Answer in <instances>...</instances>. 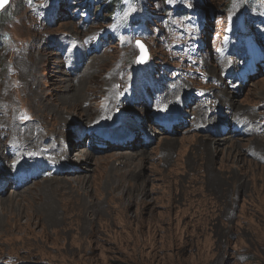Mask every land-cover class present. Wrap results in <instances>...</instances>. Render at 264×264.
<instances>
[{
	"label": "rangeland",
	"instance_id": "obj_1",
	"mask_svg": "<svg viewBox=\"0 0 264 264\" xmlns=\"http://www.w3.org/2000/svg\"><path fill=\"white\" fill-rule=\"evenodd\" d=\"M125 1V20H109L106 9L99 19L103 0H11L0 14V147L15 155L18 137L28 136L46 156L55 152L48 135L63 131L64 119L77 115L90 123L85 145L94 147L86 170L78 162L86 151L79 149L82 173L53 184L39 179L17 190L11 179L0 177L11 181L0 196V264H264V136L234 140L208 134L221 121V110L233 109L230 100L237 111L264 113V58L257 49L261 44L264 54V1L169 0V11L160 0ZM184 7L189 20L178 16ZM139 39L150 50L145 66L136 60ZM60 40L65 47L45 54L48 44ZM78 47L92 74L82 82L81 97L74 90L80 87L71 85V110L63 98L71 95L65 90L78 72L70 63L65 67L61 55ZM252 65L261 79L240 90L233 81L235 90L227 91L225 66L239 72ZM150 75L162 82V97L147 88ZM177 82L185 85L177 96L189 102L200 127L186 122L169 134L162 123L181 117L180 109L163 108L178 91L171 89ZM107 91L116 103L115 123L126 115L111 137L129 134L122 126L133 124L134 114L142 121L133 126L141 140L146 119H154L153 129L162 126L161 133L148 135L153 144L138 149L146 156L108 152L99 141V133L109 132L95 125L109 106ZM137 95L144 96L143 112L134 108ZM205 138L233 141L212 142V155ZM252 147L260 152L256 158ZM134 155L139 160L125 169L122 160ZM11 164L17 170L13 159ZM138 176L144 179H133Z\"/></svg>",
	"mask_w": 264,
	"mask_h": 264
},
{
	"label": "bare ground",
	"instance_id": "obj_2",
	"mask_svg": "<svg viewBox=\"0 0 264 264\" xmlns=\"http://www.w3.org/2000/svg\"><path fill=\"white\" fill-rule=\"evenodd\" d=\"M66 33H67V31H66ZM58 43L59 44H55V43L54 44H52V43L48 44V46H50V49H49L50 52L45 50V54H53L54 55L57 50H59L63 46L65 47V45H66V42L63 40H60V42H58ZM257 49H260V50H258L259 56L261 58H264V54H261L262 45L257 43ZM81 51L82 50L79 49V47H78V48L74 49V51H71V55H69V52L67 55H64V54L61 55L63 57L65 67L68 63H70L71 66H73V68H75L78 72L76 76L69 77V78H71L70 83H69V87L66 88V90H65V91H67V93H69V94L71 93V95L70 96L64 95L65 98H63L64 103H66V108H68L67 105H69L70 106L69 109H71V110L75 109V104H74L75 94L70 91L71 85L73 84V85H76L77 87H80L79 89H76V88L75 89L73 88V89L76 91L75 93H77L76 97L78 98L79 95L81 97L82 82H84V80L92 74L88 71V68H90V70H92V67L90 65H88V63H87L88 59L86 57H82ZM80 58H82V59H80ZM47 61H48L47 59H44L42 63L44 64ZM249 62L251 64V59L249 60ZM62 64H63V62H62ZM217 64H219V63H217ZM258 67L260 68V65ZM84 68H86V71L85 72L83 71L84 72L83 73L82 69H84ZM138 72H140V71H138ZM221 72H223V73H221V75H225L227 77V79H225L226 83L224 82L225 85H227V87H226L227 91L235 90V89H233V87H234V85L232 84L233 81H238L240 84L244 83L247 87L250 81L254 82L256 78L261 79L260 75H257L256 73H254V67H251V66H249V68L246 71L242 70L239 72L232 70L229 67L227 68L225 66V68ZM65 74H66V72H65ZM252 74H256V75L251 76ZM228 78L230 81L229 83H231V84L227 83ZM158 81H160V80H158ZM135 83L137 86L140 84L139 81H136ZM83 87H85V86H83ZM111 87H112V84H111L110 78H109V79H107V88L110 89ZM147 88L150 89V85L147 86ZM171 89L172 90H177V89H183L184 90L185 85L180 83V82H177V83H174L172 85ZM164 93L165 92L160 90L158 92L159 97H162L164 95ZM105 94L107 96H109L110 103H109V106L106 105L104 107V109L100 112V118L97 121V124H95V125L100 126V127L102 126L103 128L108 126V128L105 129V131H109L106 133L107 150L109 149L108 152H110V151L122 152V151H126V150L137 152L138 149L139 150H141V149L145 150V146L140 145L142 133L139 132L138 129L134 130V127H133L134 125L139 126L142 124L140 115L134 114V117L132 118L133 124L123 122L122 127L130 130L129 134H126L124 138L111 137L110 132H114L113 130H116L117 125L122 124V120L125 118L126 115H124V117L121 120H118L115 123L116 119H115V117H112V109H111V108L115 107V105H116L115 101H113V93L111 91H107ZM177 95H178V91H175V96H172V98L165 103V106L163 108L164 110H166L168 112H171L175 109H180L179 115H181L183 117V121L180 124L178 122H176L175 127L177 125L182 126L184 124V120L189 122V124H190L189 126L191 128L194 126L200 127V120L198 119V117L197 118L193 117L194 110L190 108L189 102L187 103V105L184 104L181 100V97L177 96ZM135 99L137 101H135L134 108L139 109L138 112H143V110H141L140 108H141L142 102L145 100L144 96L137 95L135 97ZM85 104H86V102H85ZM227 105H229V107H233V109H227L228 112H225V110L224 111L221 110V112L219 114L220 120L226 122V125H225L226 131L221 135V133H219V130H218L217 136H213L207 132L209 134L210 138L222 139L221 137H224V139H226V138L228 139V137H231V139H234L231 136V131L229 130V127L233 123V121L237 118H242V122L244 123V126L248 127L253 134L260 135L262 132L261 137L264 136V113L261 115V117H256L252 111H246V110H242V109L241 110L238 109V111H237L235 108V104H233L232 100H230ZM86 107L89 108L88 106H86ZM66 113L69 114L70 112L67 110ZM85 114L87 115V118H90V114H91L90 111H88L86 109ZM76 117L80 118L81 116L77 115ZM79 118H73L71 116L66 117L63 121L64 125H65V129L59 133L53 132L52 134L48 135V137L52 138V141H51V144L49 145V147H54L55 152L49 150V151H47L46 156L43 155V157H42L34 150V141L35 140L32 137H28V136H25L23 138L18 137V143L16 145V154L15 155H12V153H10L9 148L0 147V177L4 174L5 177H3V178H9L12 181H14V184L19 185L18 183H16L17 182L16 178L18 177L19 174H22L24 164H27V168H25L24 171H27L29 173V174L25 175L26 179L28 177L29 178L27 180L25 179L18 186L17 190H19L21 188L28 186L30 183L37 184L36 182H38L39 179H47L45 181V184L48 185L50 183L53 184L56 180H58V177L63 176L65 178H69L75 174L82 173V171L78 170V168H81V164H82L83 168H85V170H86L88 168V166L90 164H92V160H91L92 154H90V153H93L92 151H93L94 147L91 146V148H89V147H86V145H85V142L88 140V136H89L88 134L91 132V131H87L88 127L90 126V123L84 119H79ZM145 121L147 123L146 128H144V126H143L145 133L150 134L151 131H153L155 133H161L160 128H158L159 130L153 129L154 122H155L154 119H152V120L146 119ZM119 122H120V124H117ZM114 123H115V127H112V124H114ZM219 129H220V127H219ZM32 131L35 132L34 129H32ZM75 131L79 132L76 134V136L81 134V136H77L79 139L82 138L81 140L69 139V137H70L69 135ZM171 131L174 132L175 130L171 129ZM238 132L239 131H237L235 133V135ZM46 136H47V134H46ZM131 136H132V141L130 143L125 142V140ZM239 137L240 138H249L252 136L242 135ZM210 138L209 139L205 138L204 139L205 141L203 144L205 150H207L210 153H211V151L208 149V145L211 144L212 142H216V143L220 142L221 144H227V142L230 143L231 141H233L231 139L229 141H220V140H212ZM148 139L150 141L149 145L153 144L154 140L152 138H147V140ZM238 140H242V139H238ZM256 140H257V138L253 139L251 141L255 142ZM145 142H147V141H145ZM237 144H239V143H237ZM239 145H241V144H239ZM219 148H220V145L217 149H219ZM19 149H20V152H19ZM79 149H83L82 152L86 151V153H84V156L78 160V162H81V164H78V162L76 161L77 158L75 155L76 154L75 152L76 151L79 152ZM217 149H215V151ZM42 152L45 153L44 151H42ZM137 153H138V156H140V157L146 156V154H144L143 152H137ZM139 153H143V154H139ZM126 157L133 158V159L122 160L125 169H128L130 163L136 162L137 156L134 155V156H126ZM11 159H13L15 162V165L18 166L17 170L13 169V165L11 164ZM137 160H139V159H137ZM169 160L170 159L167 158V162ZM110 167L112 169L114 168V166L112 164H110ZM69 171H71V172H69ZM70 173H71V175L67 176V174H70ZM136 175H138V174H136ZM139 177L140 176L135 177L133 179L138 181ZM48 178H50V179L48 180ZM140 178H142V180H143L144 176H141ZM6 184H8V182ZM110 185H111V188L113 189V186H112L113 184H110ZM8 187H7V189H8ZM12 192H14V194H18L17 192H15L13 190H12ZM139 193H140V189H139ZM0 196H1V194H0ZM49 217H50V215H49Z\"/></svg>",
	"mask_w": 264,
	"mask_h": 264
},
{
	"label": "water",
	"instance_id": "obj_3",
	"mask_svg": "<svg viewBox=\"0 0 264 264\" xmlns=\"http://www.w3.org/2000/svg\"><path fill=\"white\" fill-rule=\"evenodd\" d=\"M9 1L10 0H8V2L5 4L3 8H0V12L8 5ZM137 45L139 46L141 51V55L138 57V62L140 64H143L149 59V52L147 47L142 42H137Z\"/></svg>",
	"mask_w": 264,
	"mask_h": 264
},
{
	"label": "trees",
	"instance_id": "obj_4",
	"mask_svg": "<svg viewBox=\"0 0 264 264\" xmlns=\"http://www.w3.org/2000/svg\"><path fill=\"white\" fill-rule=\"evenodd\" d=\"M113 5H114V2L113 1H111V2L108 3V6H109L108 8L110 10V13H112V9H113L112 7H114Z\"/></svg>",
	"mask_w": 264,
	"mask_h": 264
},
{
	"label": "snow or ice",
	"instance_id": "obj_5",
	"mask_svg": "<svg viewBox=\"0 0 264 264\" xmlns=\"http://www.w3.org/2000/svg\"><path fill=\"white\" fill-rule=\"evenodd\" d=\"M8 0H0V8H3Z\"/></svg>",
	"mask_w": 264,
	"mask_h": 264
}]
</instances>
